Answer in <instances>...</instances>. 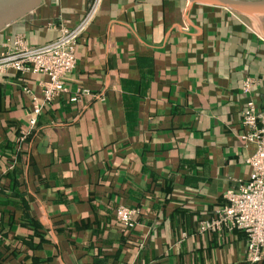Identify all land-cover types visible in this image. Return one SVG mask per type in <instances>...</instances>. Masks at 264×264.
Returning <instances> with one entry per match:
<instances>
[{
  "label": "crops",
  "instance_id": "1",
  "mask_svg": "<svg viewBox=\"0 0 264 264\" xmlns=\"http://www.w3.org/2000/svg\"><path fill=\"white\" fill-rule=\"evenodd\" d=\"M93 1L42 0L0 31V55L49 43ZM253 77L262 107L264 22L191 0H102L50 103L43 74L0 71V264H246L244 231L201 224L249 180Z\"/></svg>",
  "mask_w": 264,
  "mask_h": 264
},
{
  "label": "built area",
  "instance_id": "2",
  "mask_svg": "<svg viewBox=\"0 0 264 264\" xmlns=\"http://www.w3.org/2000/svg\"><path fill=\"white\" fill-rule=\"evenodd\" d=\"M102 0H94L82 21L73 28L62 26L59 35L42 46H29L23 37L7 45L0 55V71L14 70L22 74L39 73L46 77L42 83V93L46 103L52 102L67 91L66 80L77 64L79 40L94 21ZM259 85L257 78H247L243 91L249 95L242 111V140L247 146L255 147L246 159L250 166L249 180L236 189L224 194L225 204L218 209L216 216L201 224L203 231H218L223 228L241 230L247 235L246 264L264 262V105L259 107L252 97ZM78 97L72 100L76 101ZM42 105L33 99L35 118L42 111ZM2 187L0 185V193ZM137 211L124 205L116 209L117 219L128 228L136 224Z\"/></svg>",
  "mask_w": 264,
  "mask_h": 264
},
{
  "label": "water",
  "instance_id": "3",
  "mask_svg": "<svg viewBox=\"0 0 264 264\" xmlns=\"http://www.w3.org/2000/svg\"><path fill=\"white\" fill-rule=\"evenodd\" d=\"M213 5H220L237 11L257 22H264V15L259 12L264 7V0H191ZM42 0H0V31L11 23L26 16L40 6Z\"/></svg>",
  "mask_w": 264,
  "mask_h": 264
},
{
  "label": "bare ground",
  "instance_id": "4",
  "mask_svg": "<svg viewBox=\"0 0 264 264\" xmlns=\"http://www.w3.org/2000/svg\"><path fill=\"white\" fill-rule=\"evenodd\" d=\"M259 12L264 15V7H260Z\"/></svg>",
  "mask_w": 264,
  "mask_h": 264
}]
</instances>
